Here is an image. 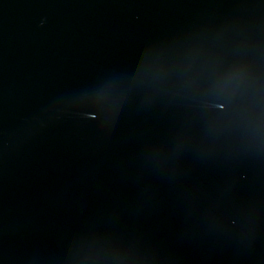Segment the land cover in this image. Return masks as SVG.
Returning <instances> with one entry per match:
<instances>
[{"label": "water", "instance_id": "95a60500", "mask_svg": "<svg viewBox=\"0 0 264 264\" xmlns=\"http://www.w3.org/2000/svg\"><path fill=\"white\" fill-rule=\"evenodd\" d=\"M0 264H264V0H0Z\"/></svg>", "mask_w": 264, "mask_h": 264}]
</instances>
